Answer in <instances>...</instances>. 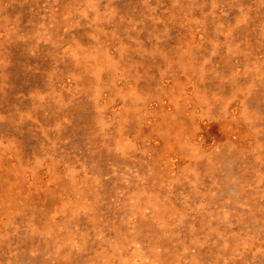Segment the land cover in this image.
I'll use <instances>...</instances> for the list:
<instances>
[{
	"label": "rangeland",
	"instance_id": "1",
	"mask_svg": "<svg viewBox=\"0 0 264 264\" xmlns=\"http://www.w3.org/2000/svg\"><path fill=\"white\" fill-rule=\"evenodd\" d=\"M0 264H264V0H0Z\"/></svg>",
	"mask_w": 264,
	"mask_h": 264
}]
</instances>
